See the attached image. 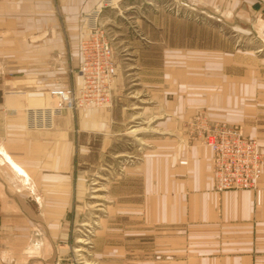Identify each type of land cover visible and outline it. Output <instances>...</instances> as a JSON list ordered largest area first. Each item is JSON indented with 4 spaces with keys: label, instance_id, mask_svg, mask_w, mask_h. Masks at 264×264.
<instances>
[{
    "label": "crops",
    "instance_id": "1",
    "mask_svg": "<svg viewBox=\"0 0 264 264\" xmlns=\"http://www.w3.org/2000/svg\"><path fill=\"white\" fill-rule=\"evenodd\" d=\"M17 1L24 5L20 15L37 18L25 33L52 35L22 41L24 66L32 62L36 69L0 76V264H60L59 241L73 196L85 190L96 155L102 177L108 176L111 148L123 144L131 120L124 107L59 109L49 89L79 86L81 78L61 76L62 38L50 2L0 0V16L14 17ZM62 1L75 68L81 61L78 16L99 0ZM232 1L251 24H231L255 36L264 63V0ZM13 45L3 40L1 49ZM229 54L220 76H163L168 86L159 89L165 106L155 108V137L148 147L137 142L132 153L112 155L128 162L108 186L114 200L109 223L117 224L108 236L117 231L133 242L130 251L123 245V255L149 257L144 264H264V171L256 189L217 192L212 149L190 144L185 133V120L208 103L211 120L242 124L264 149V76L250 69V61Z\"/></svg>",
    "mask_w": 264,
    "mask_h": 264
},
{
    "label": "rangeland",
    "instance_id": "2",
    "mask_svg": "<svg viewBox=\"0 0 264 264\" xmlns=\"http://www.w3.org/2000/svg\"><path fill=\"white\" fill-rule=\"evenodd\" d=\"M48 2L53 6L62 38V60L66 72H62L61 76L77 75V67H72L70 32L62 7L63 1ZM23 6L21 1H17L14 17L0 16V76H27L28 72L36 69L37 65L32 62L24 66L26 56L25 49L21 48L22 41L27 40L28 35L30 41L52 35L25 33L27 23L38 22L37 18L20 15ZM240 7L245 9V3H241ZM235 8V1L232 0H99L93 10L79 14L77 22L81 19L82 23L91 16L96 17L111 41L117 72L113 102L109 108L124 107L131 123L127 134L121 138L120 142L123 144H116L111 148L108 176L102 177V160L96 155L93 158L96 161L92 159L93 173L88 175L85 190L73 196L72 207L66 215V224L63 225V238L59 241L63 248L60 264L149 262V257H135L133 252L123 255V245L130 251L133 249V242L123 241L117 236V231H112L111 236H108V231L117 225L109 223L112 219L108 216V205L114 203V200L108 186L117 180L118 174L123 170L122 166L128 163L112 155H116L120 149L133 151L137 142L148 147L150 139L155 137V134L150 133L155 129L150 127L156 124V106L160 109L165 106L164 96L159 90L168 86L161 79H164L163 76H199L197 71L204 72V76L219 75L221 64L229 62L228 58L232 57L230 52L234 56H240L242 61H250L254 66L250 69L255 74L264 76V63H259L261 52L255 48L258 40L247 29L231 24H251L239 14L240 9ZM1 12L3 11L0 9ZM82 34L83 29L80 28V40ZM3 40L14 42L13 46L16 48L1 49ZM251 49L255 52L254 56L245 52ZM207 105L208 103L200 106L185 120L186 124L193 122L199 111H203L210 119L205 108H208ZM134 127L138 129L134 130ZM185 133L190 144L198 142L207 146L195 138L196 134L187 129V125ZM7 233L9 235L8 231Z\"/></svg>",
    "mask_w": 264,
    "mask_h": 264
},
{
    "label": "built area",
    "instance_id": "3",
    "mask_svg": "<svg viewBox=\"0 0 264 264\" xmlns=\"http://www.w3.org/2000/svg\"><path fill=\"white\" fill-rule=\"evenodd\" d=\"M80 40L79 86L49 89L59 100V109L73 111L109 108L113 102L116 62L111 41L97 18L86 19ZM195 138L212 149V182L217 192L256 189L264 171V149L258 138L249 135L242 124L215 122L203 111L186 124Z\"/></svg>",
    "mask_w": 264,
    "mask_h": 264
}]
</instances>
